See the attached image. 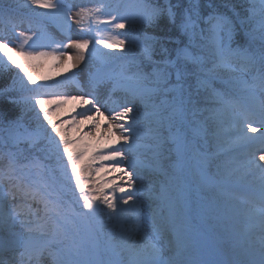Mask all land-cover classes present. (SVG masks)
<instances>
[{
    "label": "snow or ice",
    "instance_id": "snow-or-ice-1",
    "mask_svg": "<svg viewBox=\"0 0 264 264\" xmlns=\"http://www.w3.org/2000/svg\"><path fill=\"white\" fill-rule=\"evenodd\" d=\"M259 5V10L253 5L241 12L234 0H139V15L134 19L119 15V3L104 14L105 19H101L99 7L80 9L77 16L81 20H96L114 29H124L129 23L139 36L128 41V53L139 48L143 57L140 62L129 60L117 72L109 65L124 56L98 54L95 48L89 53L95 68L89 78L91 87L111 82L113 92L122 91L127 97L107 109L108 131L124 147L94 157L118 161L112 170L121 173V181L127 177L123 184L113 185L110 193L103 187L88 186L83 173L89 170L80 168L84 152H74L72 142L45 107L52 102L46 96L61 101L80 99L91 105L81 115L92 119L90 112L103 115L97 102L84 95L39 91L44 85L30 89L28 83L35 81L19 65L24 75L17 73L18 79L0 89V95L20 92L11 101L20 106L19 115L0 114V158L7 159L6 168L0 169V264H264V164L258 162L264 161V0ZM28 7L36 16L53 22L72 19L71 8L63 0H28ZM104 7L112 4L106 2ZM5 17L13 28L14 21L25 22L13 0H0V18ZM164 18L167 25L160 29ZM168 25L178 28L180 37L187 40L177 38ZM148 28L160 29V34H149ZM19 35L24 43L35 37L37 48L50 46L39 43L42 34ZM96 42L108 49L125 46L119 35ZM90 43L68 37L66 43L57 45L59 53L26 51L23 44L13 48L0 37V67L16 65L17 55L63 56L62 50L69 47L79 53L75 57L79 63ZM221 71L230 74L225 83L238 84L253 100H259L252 109L243 107L241 116L245 140L261 145L258 161L255 157L253 161L260 175L258 235L252 238L247 258L226 262L193 259L195 245L189 232L199 193L204 185L215 182L214 154L201 143L206 142L207 119L203 116L209 111L202 105L209 98L224 102L223 93L212 87ZM201 91L209 96L202 97ZM32 111L37 117L42 112L47 124L37 119L33 126L27 121V113ZM254 122L258 128L253 127ZM248 132H259V136H248ZM25 152L29 155L21 163L19 158ZM125 162L132 171L119 167ZM193 162L201 170L195 186L186 178ZM145 174L156 178L146 188ZM142 191L147 192V204L140 199Z\"/></svg>",
    "mask_w": 264,
    "mask_h": 264
},
{
    "label": "rangeland",
    "instance_id": "rangeland-1",
    "mask_svg": "<svg viewBox=\"0 0 264 264\" xmlns=\"http://www.w3.org/2000/svg\"><path fill=\"white\" fill-rule=\"evenodd\" d=\"M111 1L112 0H63L66 7L71 8V20H68L67 22H53L46 20L41 22V24H34L31 26L25 25L23 29L18 32V35L13 33L4 35L2 37L4 38V41L8 42L9 46L13 48H19V46L23 44L26 51L39 50L50 52L55 50L57 53L61 51L57 45L60 43H66L68 37H71L73 40L88 39L92 41V43L89 44V50L85 51L84 53V60L80 61L79 63H77L75 59L79 53L75 48L72 47L63 49L62 51L65 53L63 56L51 55L43 57H28L26 55H17L16 59L18 58L19 61H22V64L29 63L38 66L39 71L37 74H32V77H39L40 80L47 82L52 86L57 85L58 88L56 90L50 89L49 93L51 92L53 94H60L69 97H79L84 95L86 99H92L97 102V106L100 107L103 115H94L90 112L89 116L93 117L92 119H85L81 115V113L90 108L91 105L83 103L80 99H67L61 101L60 99L55 98V96H51L48 98L51 99L52 102L46 104L45 107L50 110L49 114L52 116L53 120L59 121L57 123L58 126L64 125L66 128L70 127L68 131H70L69 136H71L65 138L72 142L74 152H84L83 157H81V170L89 168L91 163H96L97 165L99 164L97 167V174H99L100 177H106V180L110 181L111 184H123L124 181L127 180V177L124 178V181H121L118 179L121 173L112 170L113 167L117 165L118 161L101 160L98 158L94 159V157H98L100 153L107 155L114 148L124 147L123 141H119L118 143L115 142V137L111 132L108 131V125L111 122V119L110 113L107 109L114 108L117 105L122 104L127 97L122 91L117 90L113 92L111 82L105 83L96 89H93L89 83L90 74L95 71L94 61L89 55L91 50L93 48L97 49L98 54L108 52H112L114 54V52L119 49L105 48L103 44H99L96 41L99 39H108L109 36L116 35H119V38L122 39V30L114 29L111 25L99 23L96 20H81L80 17L77 16V13L81 8L99 7L101 8V14H99L101 15V19H105L106 15L104 14L115 9L104 7L106 2L110 3ZM138 3L139 2L128 5L120 13V10L117 11L119 15H125L129 19H134L139 15L138 8L136 7ZM115 22L116 21H113L112 23L114 24ZM127 24L126 26H128ZM21 32H24L27 35H33V33L42 34L44 39L39 41V43L50 46L37 48L36 44H34L35 37H33V40H29L27 43H24L23 37L19 35ZM69 57H72V59H69ZM123 64H125V62L113 61L110 63L109 67L118 72ZM88 93L93 94L86 95ZM257 97H259V94ZM256 103H259L258 99L256 100ZM65 119H67L66 122ZM256 119L258 120V114ZM225 123L227 125L222 127L221 131H223L222 134L224 137L225 134L227 135V138L221 136L220 141L224 143L230 142V145H227L228 143L226 144L227 148H229L231 145H234V143H239V141L245 142L243 144L244 150L233 156L234 159L231 162L233 165L230 169L231 175L234 177H239L240 181L236 178L235 180H228L230 182H227L226 184V189L238 188L240 191H242V196H237L235 200L232 199L234 204L233 207H225L223 205V208H221L223 209L222 212L219 211V207H217L218 203L215 199L206 201L203 204H205L206 210L214 215L212 217L213 221L216 220L217 215L223 214V219H227V221H225V225L227 226H225V229L231 231L233 240L237 242L235 248H243V253L247 257L253 236L254 234L258 235V214L260 210V175L257 164L253 161L254 157L258 161V149L261 148V145L259 141L250 142L245 140L244 137L246 129L243 124L241 113H239L236 124H232L229 121H226ZM253 127L258 128L259 124L254 122ZM113 131H115V129H113ZM74 133L77 134L75 139H73ZM247 135L259 136V132H248ZM125 155H127V152H125ZM64 159L66 160V157H64ZM258 162L264 164V161ZM101 166L103 167L101 168ZM119 167L127 168L128 171H132V169L128 167L127 162L120 164ZM191 167L193 168V173L199 175L198 179H196L198 182L201 177V170L198 169L193 163ZM133 175L135 176L136 173L133 172ZM83 178L88 181V186L90 187L91 184L89 178L85 177L84 175ZM153 179L156 178L145 174V188ZM159 179L162 180V177H159ZM213 184H215V182ZM204 186H207L208 188L210 187V185ZM107 189H110V193L111 188ZM126 191H130V189H126ZM117 195L121 194L118 192ZM232 196L233 195L231 193L230 197ZM206 198L207 197L202 192H200L197 199L198 202L202 203ZM140 199L143 204H147V192L142 191L140 194ZM13 203H15V201H13ZM76 207H78V205ZM125 207H127V205H125ZM147 210L148 209L145 208V211ZM231 222L234 223L233 227H231ZM197 225L198 224L190 220L189 232L194 240V245L198 244V246H207V239L205 240L203 235H196ZM196 238L200 239V241L197 242ZM216 243L218 244L217 241L213 242V245Z\"/></svg>",
    "mask_w": 264,
    "mask_h": 264
},
{
    "label": "trees",
    "instance_id": "trees-1",
    "mask_svg": "<svg viewBox=\"0 0 264 264\" xmlns=\"http://www.w3.org/2000/svg\"><path fill=\"white\" fill-rule=\"evenodd\" d=\"M139 2V0H112L110 3L112 4L111 8H115L116 3H119L121 8H123L125 5H130ZM175 3V0H173ZM234 2L239 5L238 11L244 12L246 9H250L253 5H255L256 9L259 10V0H234ZM13 3L17 8L20 9V14L22 17L25 18L24 23H19L18 21H14L16 23V27H12V23L8 21V19L5 18H0V37L10 34L11 32H19L25 25H36V24H41V22L46 21L47 19L38 17L36 16L28 7V0H13ZM40 12L45 11L44 9H39ZM247 14V13H245ZM28 18H31L30 20ZM127 24V23H126ZM128 26H126L124 29H121V35L122 39L125 40V46L123 49H117L114 52V57H120L124 56L125 59L121 60L119 58H114V62H125V64L129 60H134L137 62H140L143 60L142 53L140 52L139 48L133 49L131 53H128L129 49V44L128 41L132 38H136L139 36V34L131 27V25L128 23ZM167 25V20L166 18L162 19L160 21V29H163L164 26ZM168 30L172 33L175 34L177 38L184 39L185 41L187 40L186 37H180L179 35V30L173 25H168ZM160 29H152L148 28L145 29L146 32L149 34H160ZM127 35H124V34ZM128 55H125V54ZM2 55V54H0ZM112 61V62H113ZM22 61H19L17 58V64L16 65H10L7 68L0 67V89L6 88L8 85L12 83L13 78H17V73H19L21 76L24 75L23 71L20 69L19 65H21ZM28 71L32 74H37L39 71L38 66L35 64H23ZM124 65V64H123ZM230 74L224 71H221L219 74V77L213 80L212 87L216 88L217 90L221 91L224 95V102H215L211 98H209L208 102L205 106L209 109V111L204 113L203 118L207 119V137H206V142L202 141L201 143L205 144V147L207 151L211 154H214V166L212 168V172L215 173V177L218 180H223V181H228V180H235L236 178L239 180V177H234L231 175V164L232 160L234 159L233 156L239 152H242L243 149V144L245 142L239 141V143H234V145H231L229 148H227V145H230V142H222L220 141V137L223 136L222 132V127H225L227 124L225 123L226 121L231 122L232 124H236V120L239 117V113H241V109L243 107H247L249 109H252L253 105L256 104V100H253L250 95L248 94L247 91H245L242 86L236 84L232 85L229 83H225V81L229 80ZM25 79H27L25 77ZM35 83H28V87L30 89H37L40 85H44L45 87L39 88V91L41 92H47L49 93V90H56L58 87L57 85H50L47 82H43L40 80V78L33 77ZM245 79H249L247 75H245ZM193 84H195V81L193 80ZM19 86L17 85V88ZM51 93V92H50ZM31 94V93H29ZM20 96V92L13 90L10 92H6L3 95H0V114H7L8 117H15L19 115L20 113V106L17 104L12 103L11 101L13 99H18ZM201 96H209L208 92L201 91ZM49 96H46V99ZM51 97V96H50ZM38 110V106H37ZM50 112V110H49ZM239 112V113H238ZM39 119L43 124H47L46 120H43V115L42 112L39 114V117H37V112L32 111L27 113L26 120L31 122L33 126H35V122ZM71 119V117H70ZM64 120V119H62ZM67 119H65L66 122ZM56 124L59 122L57 120H53ZM63 122V123H65ZM50 128L51 126L48 125ZM61 131L64 133L65 137H70L68 131L70 127L66 128L64 125H60ZM77 136L76 133L73 134V139H75ZM224 137V136H223ZM225 137L227 138V135L225 134ZM224 137V138H225ZM228 143V144H227ZM227 144V145H226ZM24 145H21V148H24ZM15 151V149H13ZM29 154L27 152L23 153L22 156L19 158L21 163H24V156H28ZM194 164V163H193ZM99 165V164H98ZM98 165L96 163L89 165V168H87L89 171L84 172L83 175L85 177L89 178L90 181V188H97V187H103L104 192L109 193L110 189L107 188H112L113 185L105 183L106 177L102 176L100 177L97 171ZM7 166V159L6 158H0V169H5ZM218 166V167H217ZM100 177V178H98ZM199 175L196 173H193V169L190 168L189 172L187 173V179L191 183L192 179V184L193 186L195 183H197L196 179H198ZM104 179V180H103ZM163 179V177H162ZM103 181V182H102ZM107 181V180H106ZM229 181V182H230ZM240 181V180H239ZM14 183V181H11ZM201 192L208 198V199H214L216 198L218 200V204L220 208H223V205L225 207H230L234 206L232 199L235 200L236 196L241 195V193L236 190V189H231V190H226L224 188H213V187H207L203 186ZM232 193V197H230ZM195 211H193V214L195 212H199V205H195ZM222 212L223 209H220ZM106 219V217H105ZM212 222L211 220H208L206 223L200 224L201 228L203 229H208V226H211ZM226 226V225H225ZM224 226V227H225ZM223 227L222 223H219L217 227V232L222 233L224 236L227 238L229 237L230 233L229 230L225 229ZM227 227V226H226ZM235 248V247H234ZM233 246H231L229 243L225 244V249L234 255L235 257L240 258V249L235 250ZM203 252L202 256L205 254V251L201 250Z\"/></svg>",
    "mask_w": 264,
    "mask_h": 264
}]
</instances>
